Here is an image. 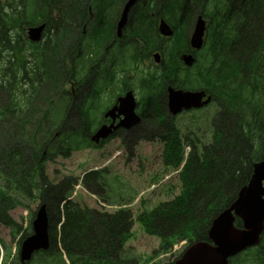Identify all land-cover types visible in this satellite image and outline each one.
<instances>
[{
  "label": "rangeland",
  "instance_id": "obj_1",
  "mask_svg": "<svg viewBox=\"0 0 264 264\" xmlns=\"http://www.w3.org/2000/svg\"><path fill=\"white\" fill-rule=\"evenodd\" d=\"M97 1L98 0H90L89 3H86L84 12L86 21L92 18L96 13H101L95 9ZM117 1L118 3L124 4L126 0ZM64 3L66 5L67 1ZM132 11L135 13L140 11L139 13H141L142 10L140 6L136 4L132 6ZM121 13L111 15V17L117 20ZM66 24L67 22L65 25ZM250 27L251 24L248 23L242 30L246 37H248L247 33ZM155 29L156 27L153 26L150 31V25L145 21L138 28L136 34L148 36L150 33L154 32ZM2 32L7 33V31L1 30L0 40L3 39V43L6 45H12L9 41L10 36L5 38L1 35ZM245 40L246 39L243 37L241 40L242 45ZM143 41L146 42L148 47L153 46L151 41H147L146 39ZM59 42L60 39L57 35L50 43V51L57 50ZM181 45H186L183 38L175 40L172 43V46L175 48H179ZM255 46L258 47V50H254L255 54L250 49V52L254 54L253 61H256V55H258L259 50L264 53L263 37ZM94 50L95 48L91 50L92 53H94ZM238 50L236 55H233L234 57H240L241 50ZM247 51L245 52L247 53ZM51 57L52 55H48V60H50ZM54 59L57 63L45 62V65L40 67L44 70V79H42L41 84L45 83V77L47 76L51 81L56 80V73L60 66L56 57H54ZM248 60L250 59L248 58ZM28 64L31 63L28 62ZM32 67L35 68V63H33ZM37 69H39V67H37ZM132 69L140 71L142 68L131 66L130 70ZM14 70L15 69H12L6 73L10 81H13ZM257 72L259 73V71ZM1 75L0 83L5 80L3 74ZM235 76L234 74L232 78ZM227 78H229V76ZM227 78H224V80L226 79L225 84H229V79ZM192 82L184 84L183 88H194L196 83ZM176 84L177 83H175V85ZM137 85H139V81ZM60 86L61 81L58 85L56 84L55 88L57 89ZM176 86H178V84ZM262 90L263 88L257 90V103L262 101L258 98L261 97ZM57 102L59 103V101ZM224 111L230 110L224 109ZM206 113L211 114L210 117H207L205 115ZM154 115L155 110L151 108L149 113L143 117L141 124L124 132L122 139H124V142L128 145L126 144L123 146L121 150L119 149L121 139L116 138L112 142H107V144L101 148L95 145L89 148L87 146L88 143L81 145L84 140L80 136H75L68 139V141H64L67 135H70L72 132H77L78 129L76 127L80 122H77L75 125L68 123L67 126L62 127L60 122L55 119L52 123H49L50 127H48L38 116L37 120L29 122L28 125H21L17 135H8L0 131V245L1 242L5 245V248L0 250V264L22 262L21 259L23 255H21V252H23V247L21 246L23 241L33 232L31 224L33 220L35 221L37 219V213L41 206L42 198H45L46 211L50 219V226L47 229L49 247H56L60 254H62L63 250H66L62 242V235H64L62 226L67 217L65 207L66 204L69 203L68 205L70 208L73 209V211H77V217L83 218L85 214H88L91 224H94V222L96 223L99 219L109 221L111 224L121 220V222L125 224L123 229L116 232V237H119V239L114 241L112 239L113 243L110 247L111 250L107 251L106 248L104 252L105 255L101 254L103 252L101 250L96 254L91 253L92 261H86L89 257V252H83L85 259L82 261L80 257L77 258L82 261V264H97V262H99L98 264H172L176 261L187 247L195 241V237L190 235L191 232L188 227L202 229L203 225L199 227L195 222L190 223V220H187L180 224L181 227L178 226L172 231H164L165 229L162 227L158 228L161 218L168 217L169 215H167L165 211L160 212L158 215H155V213L163 208V204L167 205L173 202L183 191V182L181 181L183 180V176L172 166V162L176 160V157H171L168 153V143L162 142L161 136L168 135L164 132V129L170 126L176 128L178 132L177 137L183 149L182 153L179 155V158L182 159L186 154L191 152L189 147L187 149L184 148L186 135L190 132L196 133L200 131L201 135H194V138L200 139V142L198 143L196 139H193L192 143L194 145L198 143L197 145L200 147L199 155L203 158L208 151L207 149H210L212 146L210 143L214 138L213 129L216 134V127H214V110L210 109L206 112H197L194 118H191L193 114H184L175 119L172 118L169 112H166L163 116L164 121H161L158 126L160 130L157 132L156 140L150 134L143 135V138L140 139V144L137 145L139 142L136 136L137 132L142 130H154ZM65 117L67 116L62 112L61 119ZM248 117L250 118V115H248ZM255 119L257 120H255L256 128L254 131L258 134L256 135L255 133L254 135L256 136L254 137L256 140L262 141L263 143L264 134L258 131L259 128L257 126L259 125L262 127L264 123V105H259V111L256 112ZM83 122L85 124L88 123L86 120ZM232 122V126L236 128L234 125L235 120L233 119ZM205 124H207V126H204ZM216 124L219 130L225 132L226 138L231 140L233 138H239V136L237 138V136L234 137V134H229L231 132V127H226L221 124V122H217ZM15 126L16 133L19 127H17L16 123ZM34 128L37 129L38 133L35 142L32 136H30ZM138 128L141 130H138ZM11 140H14V144L9 143ZM3 141L6 144L2 145V143H4ZM76 143L80 144V146L77 149H73L72 144ZM239 146H241L242 149L239 150L236 148L238 151V153H235L237 158L243 157V154L246 152L243 150L247 149L245 142H240ZM108 147L110 148L107 149ZM261 149L264 151V147H261ZM166 153L168 154L167 156H165ZM124 157H126V164L124 163ZM208 166L207 164L206 168ZM42 169L44 171L43 177L41 176ZM97 169H100V172H102L101 176L92 173L96 172L95 170ZM190 169L192 172L190 178H188L186 190L197 185L199 186L200 184L198 181H201L200 179H196L199 175L198 172L200 167L192 166ZM29 171H35L33 179L27 177L26 173ZM60 185H63L65 188L63 194L70 193L69 199L73 201L74 205L70 204L69 199L66 200V198H64L59 214L60 223L57 221L54 223L56 216L51 214L48 207V199L50 197L49 189ZM225 194H211L208 198V202H205L204 205L199 207L200 209H196L200 215H204L203 212H207L205 216H201L200 219L206 221L205 230L208 232L211 230L212 223L216 218V210L218 208L219 210L224 208L223 205L225 200L222 202V198H226ZM233 194V191L230 192L231 197ZM216 197H220L221 201L214 202ZM235 200L236 196H234L232 201L234 202ZM212 205L216 207L213 208L211 207ZM178 210L179 209L172 208L170 213H178ZM189 212L192 214L193 219L197 220L196 216H194L196 213L192 212L191 208H189ZM219 213L220 212H218V214ZM211 215L215 217L209 225L207 221L209 219L208 217ZM141 217H144L147 223L151 221V219L156 221V226L153 231L149 229L147 223L143 224L140 221ZM203 218H206V220H203ZM130 223L132 224L129 225ZM7 227H12L15 231L10 232ZM34 228L36 229L35 223ZM238 229L244 230L245 227L243 224H240ZM59 231L60 234H58ZM185 231L187 233L186 236ZM34 234L35 232L33 235ZM204 236L205 233H202L201 237L204 238ZM172 240L173 245L169 246ZM163 245H165L167 251H163ZM259 248H263L262 251ZM256 249L259 250H254L247 255L239 256L232 264H248L247 261L251 259H255L257 264H262V256L264 257V240L261 246ZM48 252V250L40 251L35 255H48ZM42 258L47 257L44 256ZM33 261L32 259L29 264H62L60 260L55 259L46 261L38 259L36 262Z\"/></svg>",
  "mask_w": 264,
  "mask_h": 264
},
{
  "label": "trees",
  "instance_id": "obj_2",
  "mask_svg": "<svg viewBox=\"0 0 264 264\" xmlns=\"http://www.w3.org/2000/svg\"><path fill=\"white\" fill-rule=\"evenodd\" d=\"M5 4H0V21L1 24L5 29H7L6 32H2L1 35L4 37L8 36V31L16 26L19 25V22H23L22 25L25 22L26 14L25 12L20 13V8H24V5L21 6H15L16 15L12 11L14 5V0H4ZM181 0H163L162 3H179ZM54 3H56V0H54ZM68 21L67 24L62 27V32L64 34V48H65V54L67 55V50L71 47L72 38H68L71 34H79L81 36V29L84 25H88V22L85 21L84 12H85V5L86 3H83V0H68ZM224 4H230L232 3V8L236 10L237 7H242L240 14V18H236L231 13H220L222 9H220L218 12L209 10L212 6L216 4L217 7H220V5ZM254 3H262L259 6L255 5ZM196 4L199 7V11L201 13L207 14L210 17L211 20V26L209 28V42L211 44L210 52H218V37L221 36L223 40L226 41V45L231 46L232 43V36L233 33L237 36V31L243 30L245 26L250 23L251 27L250 30H248V37H246L245 42L242 45V48H240L241 53L239 61L233 60V58L229 55H223L224 58H229L231 62L227 65L228 70L226 69L229 78V85L232 87H236L238 85H241V87H245L243 91V97L242 98V105L243 110L241 111V118L233 117V113L236 111V98L238 97L233 91L230 95H227L224 92L217 93V96L221 97V100H224L225 108L229 109V114L232 115V119L229 117L228 114H225L224 117L221 119L219 109H216L215 114L218 122H221V124L225 125L226 127H231V132L229 133L234 134V137L239 136L238 139L233 138L228 139L225 137V132L216 129V134L214 132V138L212 140V146L210 149H208L206 158L203 162L198 163L199 157L197 155V151L195 150L192 158L193 163L192 166L200 167V170L198 172V177L196 179H200L201 181H198L200 184L199 186H195L192 188H188L186 190V187L188 185V178H190L192 170L189 166L185 168V171L183 173V191L181 195L176 198L173 202H170L169 204H163V208L158 210L155 215H158L160 212L165 211L168 217L161 218L158 228H164V231H172L176 229L182 222H185L187 220H190V223L195 222L199 227L203 225L202 229H195L194 227H188L190 229V232L192 236L195 237V240H208V231L205 230L206 221H202L201 216H205L207 212H203L204 215H200L196 209L204 205L205 202H208L209 196L212 195H218L219 193L225 194L226 198H222V202H224V207H228L233 201L232 199L234 196H238V193L242 190V188L248 183L251 173H252V167L254 162L260 161L264 159V151L261 149V147H264V142L256 140L254 136L256 131V121L257 119H250L248 115H250V102L254 100V94L252 93L253 87H256V91L260 88H263L261 97H258L261 99V102L256 101L255 106L257 107V111H259V105H264V53H262L261 50L258 51V55H256V61H253L254 58V50H258V47L255 46L256 43L261 41L262 37L264 39V0H196ZM182 11V9H181ZM179 11V12H181ZM254 13H256L254 15ZM80 16V17H79ZM19 21V22H18ZM189 23H192L190 21ZM98 25L96 22H91L90 27L88 29V33H98ZM259 30H258V29ZM60 31V26L58 29V32ZM185 36L182 38L184 39ZM236 41V39H235ZM234 41V42H235ZM0 42H2L0 40ZM60 46L63 47L61 41L59 42ZM20 47V46H19ZM249 48V49H248ZM250 49L252 50L251 53ZM248 50V51H247ZM247 51V53L245 52ZM182 52V51H179ZM17 53L20 55L22 54L21 50H17ZM57 53V50L52 51V57L48 61V63H57L54 59L55 55ZM246 53V54H244ZM250 60H248V58ZM23 59V58H22ZM215 59H218L216 56ZM251 63V64H250ZM258 68L259 73L257 74V78L255 80H252L249 82L248 79H246V74L250 71V69ZM249 69V70H248ZM221 72V71H220ZM243 73V74H242ZM236 75L234 78L233 75ZM60 76V71L56 73V76ZM221 75L223 73L221 72ZM227 76V77H228ZM232 78V79H230ZM44 79V76H43ZM245 79V82H244ZM239 80V81H237ZM49 77H45V83L42 84L40 89L35 93L33 98L28 104V110L24 112L23 114L17 113L11 106L7 104V102L4 101L2 97L6 96L11 98L13 95L11 93V90L14 89V86L9 82L8 85L5 84V82H2L0 84V108L4 109L6 111V115H2L0 117V131L1 133H5L8 135H17L21 125L26 126L29 124V122L37 120L38 116L37 114H40L41 121H49L53 122L56 118L62 124L63 126H66V123L70 124H77V122H80V124H77V129L83 133H88V129L86 124L83 122L82 118L84 117V114L86 112V107L84 103L77 104L75 107L72 103H70L68 106H66V111L64 112L65 115L68 113V117H65L63 119H60L58 116L62 113L61 109H57L56 111V118H54L49 111V106L51 105L50 102L45 101L48 98H51L52 95H54L56 92L52 93L51 89L55 86V81L53 83H50ZM235 81L236 84L232 85ZM249 82V83H248ZM55 91V90H54ZM252 93V94H251ZM251 94V95H250ZM219 102V101H218ZM78 111V114L75 113ZM80 116L81 119L78 120L77 116ZM251 116V115H250ZM1 118L3 120L1 121ZM233 119L235 120L234 125L236 128H234L233 125ZM163 120V117L161 121ZM17 121V122H16ZM160 121V122H161ZM62 122V123H61ZM157 124L155 126V129L160 122L158 120L155 121ZM19 127V129L16 131V126ZM218 126V125H217ZM259 129L258 131L262 134H264V123L262 124V127L259 125L257 126ZM234 128V129H233ZM138 130H141L138 128ZM168 136L175 137L176 133L170 128H166L164 130ZM0 133V134H1ZM38 135L37 129L34 128L32 135V139L35 142L36 136ZM190 136H188L189 138ZM226 139V140H225ZM4 142V141H3ZM244 143L247 147L245 154H243V157L237 158L235 153H238L236 148L241 150V146H239V143ZM10 144H14V140H11L9 142ZM6 144L5 142L2 143ZM35 144V143H34ZM199 149V148H197ZM168 152L171 153L175 157H179V155L182 152L180 144L175 141L171 140V142H168ZM209 165L206 168V165ZM231 165V166H229ZM191 166V167H192ZM191 170V171H190ZM35 171H29L26 173L27 177L30 179H33ZM44 171L41 170V176L43 177ZM194 184V183H193ZM65 188L63 185L50 188L49 189V199H48V207L51 211L52 215L56 216V219L54 223L57 221L60 223V212H61V204L63 203V200L66 196V193L63 194ZM233 191V195L231 197L230 192ZM63 194V195H62ZM45 201V198H43ZM221 201V198L216 197V200L214 202ZM66 204L65 210H66V220L63 224V231L64 235H62V242L64 243L63 246H65L66 251L69 253V256L73 259L80 257L83 261L85 259V255L83 252H89V257L86 259V261H92L91 253L96 254L101 251H103L101 254H104V252L108 250H111L110 247L112 245V239L117 240L119 237H116V232L120 231V229H123L124 225L121 220L118 222H114L113 224L109 223V221L101 220L99 219L94 224L90 223V216L88 214H85V216L77 217V213L74 212L70 206ZM72 205V203H70ZM222 205V204H221ZM211 207L215 208V205H212ZM172 208L179 209L178 213H170V210ZM189 208L192 209V212H195L196 219H193L192 214L189 212ZM200 209V208H199ZM219 208L216 210V213L220 212ZM199 216H198V215ZM216 214V216H217ZM73 217V218H72ZM215 217V216H214ZM209 216L208 221L209 225L212 219L214 218ZM54 219V218H52ZM203 220H206V218H203ZM143 224L147 223V220H145L144 217H141L140 220ZM130 223L129 225H131ZM147 226L150 230L153 231L154 227L156 226V221L154 219H151L147 223ZM181 227V226H180ZM205 233L204 238L201 237V234ZM185 231V236H186ZM189 235V236H190ZM188 236V235H187ZM194 242V241H193ZM169 246L173 245V240L169 243ZM163 251H167L165 249V245L162 247ZM263 248L260 250L262 251ZM105 255V254H104ZM103 255V256H104ZM62 256V255H61ZM101 256V257H103ZM100 257V258H101ZM79 260V259H78ZM80 260V261H81ZM72 261V262H73ZM248 264H257L255 259H251L250 261H247ZM99 262H97L98 264ZM262 264H264V257L262 256Z\"/></svg>",
  "mask_w": 264,
  "mask_h": 264
},
{
  "label": "flooded vegetation",
  "instance_id": "obj_3",
  "mask_svg": "<svg viewBox=\"0 0 264 264\" xmlns=\"http://www.w3.org/2000/svg\"><path fill=\"white\" fill-rule=\"evenodd\" d=\"M65 1L68 2V0H58V5L60 7V9H59L60 13H59V17H58L59 18L60 31L58 32V36H59V39H60L63 47H61L59 44L58 49H57V53L55 55L56 60L60 61L62 64V66L59 69L62 77H63V75L64 76H70L71 75V71H70L71 65H70L69 61L72 60L75 62L78 58H80V56L82 54L81 48L85 44L84 40H81V37H82V35H86V34L94 36V37H95V35H101L102 38H98L100 40L106 39L105 36L110 37L109 41L98 43L97 44L98 49H99L98 52L91 54V59H89L88 61H89V63H93L92 70H94L95 68L100 70L102 66L108 67V62H110V63L113 62V56L114 55L115 56L116 55H122L126 52V50H131L130 45H133L135 43L134 37H137V38L141 39L142 41L144 39H149L151 41L152 45H154L156 42L155 49L151 50L150 52L142 53L138 49L139 53L141 54L140 60L142 62L141 64H143L144 71L146 73L156 72L160 68H162V70L166 73L169 71V69L166 65L167 60H164L163 62L162 61L160 62V60H159V62H157V60H156V52H160L163 54L167 50L165 42L161 40L163 38V36L161 33L159 34V25L162 21H169V20L175 18L178 3H162L158 0H143L142 5L140 6V8L142 10L141 13H139L140 11H138L135 13L136 16H134L132 18V20L129 19V22L126 25V27L124 28L123 33L119 36L118 31H117L119 18L117 20H115V18L111 17V15H114L117 13L120 14L123 10V5L125 7L126 2L124 4H122V3H118L117 0H98L96 2L95 9L100 11L101 13L98 12L95 15H93L92 18L87 20L88 25H84L82 27L81 36H79V34H71L70 36H68V38H72L73 40L71 42V47L67 50V55H66L65 54V48H64V38H63L64 34L61 33L62 27L64 26V23H66L68 21V17H67L68 3L65 5V3H64ZM89 2H90V0H83V3H89ZM254 4L259 6L262 3H254ZM197 7H198V5L196 3H185V12L191 13ZM221 8H222V10L220 11V13H231L236 18L241 17L240 11H241L242 7H237L235 10L232 8V3H230V4L222 3ZM90 11H91V7H90ZM255 14L256 13H254V15ZM202 15L206 18V21L209 25V23H210L209 15H207V14H202ZM84 17H85V13H84ZM145 21L149 23L150 31H151L153 26L156 27L155 31L150 33L148 36H142V35L136 34L138 28ZM91 22H96L97 24H99L98 29H97L98 33H88V29L90 27ZM111 24H113V26L116 27V32L114 34L112 32H107L108 31L107 29H109L111 27ZM209 28H208V32L206 34V41H205V54L206 55L209 53L210 48H211V44L209 42ZM243 37L246 38V36L242 32V30L239 29L237 31L236 41L232 43V46H228V45H226V41L223 40L221 36H219L218 37V40H219L218 53L220 55H229L233 58L234 61L235 60L239 61L238 58H240V57H237V56L234 57L233 55H236V52L239 51L238 49L242 48L241 40ZM180 51H184V49H181ZM63 61H64V63H63ZM66 61H68V63ZM230 62H231V60H229V58H223L222 59L221 72L223 73V75H222V80H221L220 86H219L220 87L219 92L222 91V92L226 93L227 95H230L231 92L233 91L238 96L236 98V111L232 112V113H233V117L241 118V111L243 110V105H242L241 100H242V98L245 99L243 97V91H244L245 87H241V85H238L236 87H232L228 83L225 84L226 79L224 80V78H227V76H228L226 69L228 70L227 65ZM257 69L258 68L250 69V71L245 75L246 79H248L249 82L252 80H255L258 77L257 76V74H258ZM73 70L75 71L76 69L73 68ZM224 72H226V73H224ZM228 72H230V71L228 70ZM170 76L171 75L168 74V76L166 78V79H169L168 81L170 84L167 86V89L175 87V79H170ZM54 81H55V86H56V84L58 85L61 81V77L57 75L56 80H52V81H50V83H53ZM149 81L151 82L152 85L154 84L153 77L151 79H149ZM237 81H239V80H237ZM237 81H235L232 85H235ZM66 82H67V80L63 77L62 81H61V86L58 87L57 89L54 86L51 89V92L57 93L61 88H63V86ZM244 82H245V79H244ZM71 83L73 84L74 87L76 86V82H71ZM160 85H161V80L159 81L157 86L160 87ZM164 85H165V82H164ZM127 88H129V87L125 86L123 88V91H122V94L120 95V97L122 95L126 94L128 91L133 90V89H127ZM76 89H77V91H74V94H76L75 99L80 100L81 95L84 92V87L81 85H78ZM167 89H166V91H167ZM133 91L136 92V94H138V91H136V90H133ZM252 93L254 94V100L252 102H250L249 109H250V115L254 116L255 112H256L255 103H256V99H257L256 98V93H257L256 87H253ZM151 98L154 101H156L160 107L164 108L165 106H167V112H169V110H168V92L163 93L161 95H160V93H152ZM220 98L221 97H219V96L217 97V99L220 101V102H218L220 104V106H219L220 110H218V111L221 114V118L224 117L225 114H228L229 117H232V115H230L228 111H224V109H227V108H225L224 100H221ZM137 100H138V97H137ZM116 104H117V101L115 103H113L110 107L111 110H110L109 114L111 115L112 118H105V121H103L101 123V129H104L105 126H107V127L111 126L112 131H113L111 136H114L116 134H124V128L123 127H120L117 130L114 129L119 124H121V121L124 118L123 115L118 116ZM213 104L216 106V104H217L216 99H214ZM137 107H138V111L140 114H142V112H143V116H145L148 113L149 104L145 109L141 110V108L143 107V101H141L140 105L138 102ZM153 118L156 119V117H153ZM77 119L80 120L81 117L78 115ZM141 119H142V117H141ZM143 132H144V130L137 132L136 136L137 137L141 136L143 134ZM138 134H140V135H138ZM57 252H58V249L56 247L51 246L48 253H49V255H54ZM59 259H60V256L57 255L56 260H59Z\"/></svg>",
  "mask_w": 264,
  "mask_h": 264
},
{
  "label": "water",
  "instance_id": "obj_4",
  "mask_svg": "<svg viewBox=\"0 0 264 264\" xmlns=\"http://www.w3.org/2000/svg\"><path fill=\"white\" fill-rule=\"evenodd\" d=\"M40 29L39 31H41ZM200 29L197 36H201ZM198 38L195 40L197 43ZM194 46H198L194 44ZM204 95L199 94L200 100ZM175 100L180 101L179 107H201L199 102L189 104L192 96L177 93ZM208 101L205 103L207 104ZM174 108L173 102L170 103ZM239 218L245 229L235 227V221ZM35 234L23 244V261L29 260L33 252L47 249L49 246L48 217L46 207L42 206L35 222ZM264 230V161L254 165L253 175L238 195V198L212 223L209 231V239L214 243L197 241L185 252L183 258L177 264H229L228 258L242 252L248 246L260 242Z\"/></svg>",
  "mask_w": 264,
  "mask_h": 264
},
{
  "label": "bare ground",
  "instance_id": "obj_5",
  "mask_svg": "<svg viewBox=\"0 0 264 264\" xmlns=\"http://www.w3.org/2000/svg\"><path fill=\"white\" fill-rule=\"evenodd\" d=\"M165 130V129H164Z\"/></svg>",
  "mask_w": 264,
  "mask_h": 264
}]
</instances>
